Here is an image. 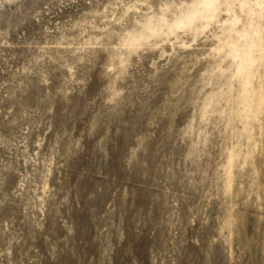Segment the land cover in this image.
<instances>
[{"label":"clouds","instance_id":"9594fccd","mask_svg":"<svg viewBox=\"0 0 264 264\" xmlns=\"http://www.w3.org/2000/svg\"><path fill=\"white\" fill-rule=\"evenodd\" d=\"M0 264H264V0H0Z\"/></svg>","mask_w":264,"mask_h":264}]
</instances>
